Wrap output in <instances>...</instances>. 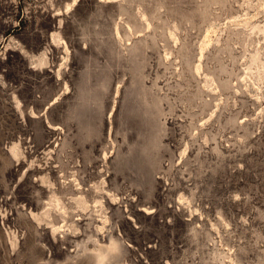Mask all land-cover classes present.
Wrapping results in <instances>:
<instances>
[{
    "label": "rangeland",
    "instance_id": "rangeland-1",
    "mask_svg": "<svg viewBox=\"0 0 264 264\" xmlns=\"http://www.w3.org/2000/svg\"><path fill=\"white\" fill-rule=\"evenodd\" d=\"M0 264H264V0H0Z\"/></svg>",
    "mask_w": 264,
    "mask_h": 264
}]
</instances>
